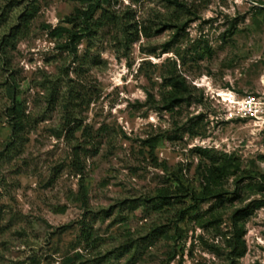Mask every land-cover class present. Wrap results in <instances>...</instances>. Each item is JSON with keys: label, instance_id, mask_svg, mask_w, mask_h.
<instances>
[{"label": "rangeland", "instance_id": "rangeland-1", "mask_svg": "<svg viewBox=\"0 0 264 264\" xmlns=\"http://www.w3.org/2000/svg\"><path fill=\"white\" fill-rule=\"evenodd\" d=\"M99 1L91 20L105 23L81 39L75 60L58 47L65 38L50 32L81 28L76 10L92 1L0 0V42L29 11L0 54V264H225L232 212L264 200L246 185L264 174V132L222 119L211 94L263 88L264 0ZM173 72L189 85L190 104L166 110L164 78ZM13 101L25 125L8 148ZM75 144L87 149L82 174L72 165ZM197 147L209 149L208 158ZM210 159L236 166L221 181L231 201L218 211V227L193 216L177 221L179 204H140L178 185L177 177L201 190ZM214 200L202 202V212ZM242 228L235 264H264V204Z\"/></svg>", "mask_w": 264, "mask_h": 264}, {"label": "trees", "instance_id": "trees-1", "mask_svg": "<svg viewBox=\"0 0 264 264\" xmlns=\"http://www.w3.org/2000/svg\"><path fill=\"white\" fill-rule=\"evenodd\" d=\"M91 3L88 4L87 9L85 11L76 10V14L78 17H81V24L83 25L81 28H66V27H57L54 28L50 33L52 35H57L59 37H64V42L60 43L58 47L63 51H66L69 56H72L73 59H78L77 56V45L81 41V39L85 36H91L96 28L104 25V20L102 18H98L95 21H92L93 14L95 11L102 7L99 0H88ZM172 3L182 6L177 0L171 1ZM33 9V8H32ZM29 11L24 15L25 17L21 18L20 23L11 28L8 34H6L0 42V54L5 55L6 47L13 46L15 38L18 34L21 33V29L26 26V17L29 16ZM4 14H1V16ZM68 21H71L67 18ZM165 84L169 88L164 91L162 95V105L166 110H172L174 107L181 106L182 103L190 104V95L191 89L189 85H187L185 79L177 73H171L168 77L164 78ZM8 90H11L13 87L12 84H8ZM54 90V89H53ZM54 91L50 95L49 101H53ZM198 102H201L198 100ZM6 115L8 116V125L10 127V141L7 143L8 148H12L22 139V132L24 130L25 125V116L22 109V106L19 103L13 101V104L10 108H8ZM198 119H201L202 116H197ZM72 119H68L67 124L69 125ZM75 122V120H73ZM66 125V124H65ZM79 130L78 124L67 128V138H73V132ZM192 135H194L192 133ZM155 140L150 141V149L151 151L154 148ZM87 143V142H85ZM93 145V142H90ZM196 151L200 153L202 156L208 158L210 150L207 148L197 147ZM86 153L87 149L85 145L75 144L73 146V160L72 165L78 171L79 174H82L84 171L83 163L80 159L82 153ZM235 164L229 159H221L215 160L210 159L208 164H204L200 171L201 173V190H188L185 187L181 180L177 177L175 180L177 181L176 186L174 187H161L158 189L155 196L145 198L142 200L140 204L146 205V203H151L152 209H162L168 206H174L175 204H179L180 206L175 211V219L177 221H183L189 216H193L198 220L201 226H213L218 227L221 215L219 214L220 209H224V205L226 202H230L231 198L224 195V192L221 189V181L222 179L229 173V169ZM176 176V175H175ZM244 178H252L249 176H245ZM247 187L251 189H255L257 193H262L264 191V174L259 176L257 181L248 182ZM237 190L234 192L237 195ZM188 199V203H186L185 199ZM210 199H215L214 202L210 205V207L203 211L200 208V205L204 201H208ZM135 202V201H134ZM264 204V200H254L252 203L245 205L242 208H237L231 214V222L234 228V235L232 238L227 241V245L230 248L228 253L225 255L226 263L225 264H235L237 257H240L243 254L245 245L242 240L243 221L248 217V215L254 210V208L259 207ZM154 233L159 231V228L152 230ZM82 237L85 242L92 245L94 242V238L91 236L89 230L86 225H83L82 228ZM72 259L66 258L65 264H71Z\"/></svg>", "mask_w": 264, "mask_h": 264}, {"label": "built area", "instance_id": "built-area-1", "mask_svg": "<svg viewBox=\"0 0 264 264\" xmlns=\"http://www.w3.org/2000/svg\"><path fill=\"white\" fill-rule=\"evenodd\" d=\"M211 96L223 106L222 119L245 120L264 132V86L253 92L219 89Z\"/></svg>", "mask_w": 264, "mask_h": 264}]
</instances>
